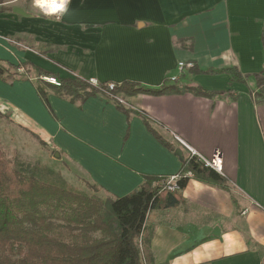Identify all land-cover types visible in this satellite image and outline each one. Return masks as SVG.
<instances>
[{
    "label": "crops",
    "instance_id": "0c3cea01",
    "mask_svg": "<svg viewBox=\"0 0 264 264\" xmlns=\"http://www.w3.org/2000/svg\"><path fill=\"white\" fill-rule=\"evenodd\" d=\"M25 12H0L3 62L148 88L176 76L170 84L217 94L117 95L171 148L106 94L82 101L45 89L46 105L33 70L0 77V122L36 134L70 184L82 175L111 198L138 190L145 176L177 174L188 153L176 154L175 135L207 158L219 152L226 188L190 178L178 205L148 214L152 264H264V99L227 74L177 69L184 61L264 76V0H70L58 15Z\"/></svg>",
    "mask_w": 264,
    "mask_h": 264
},
{
    "label": "trees",
    "instance_id": "16d2710c",
    "mask_svg": "<svg viewBox=\"0 0 264 264\" xmlns=\"http://www.w3.org/2000/svg\"><path fill=\"white\" fill-rule=\"evenodd\" d=\"M18 68H21V74L17 72ZM31 70L37 73L35 89L46 105L45 89L82 101L106 94L125 114L140 115L149 131L168 147L170 145L149 126L143 112L125 108L116 96L190 92L211 97L217 94L200 87L170 84L169 80L158 88L125 80L114 83V88L109 89L108 82L94 86L79 77L60 78L30 62L12 64L0 60V77L4 81L26 75ZM187 71L227 74L230 81L254 85V98L264 99L262 72L244 75L236 67L202 70L194 63ZM43 76L56 77L59 86L46 82ZM188 171L191 177L186 176ZM177 174V188L173 191L166 187V177L145 176L144 184L138 190L122 197L103 199L84 194L61 177L55 183L40 180L28 165L12 168L0 147V264H152V227L147 225L148 214L155 209L178 205L190 178L226 188L224 177L203 166L194 156L184 158Z\"/></svg>",
    "mask_w": 264,
    "mask_h": 264
},
{
    "label": "rangeland",
    "instance_id": "374dc122",
    "mask_svg": "<svg viewBox=\"0 0 264 264\" xmlns=\"http://www.w3.org/2000/svg\"><path fill=\"white\" fill-rule=\"evenodd\" d=\"M14 7L40 13L33 0H0V12L11 13ZM2 123L0 122V147L12 168L20 169L28 165L38 179L53 183L58 182L59 177L63 178L57 171L59 158L53 156L52 149L36 134L25 127L15 126L4 120ZM73 186L86 195L106 198L99 190H94V185L82 175H77V182Z\"/></svg>",
    "mask_w": 264,
    "mask_h": 264
},
{
    "label": "built area",
    "instance_id": "2783aa9c",
    "mask_svg": "<svg viewBox=\"0 0 264 264\" xmlns=\"http://www.w3.org/2000/svg\"><path fill=\"white\" fill-rule=\"evenodd\" d=\"M49 1L51 2V4L53 2H55L57 4L62 3V0H47L46 4H44L43 7L37 6L35 4L34 0H33V3H34V6L37 7L38 10H40L42 13L47 14V15H58L61 11H63V9L67 5V4H65V6L63 8H58L56 11H51V10L47 9V5H48ZM192 64H193L192 62L179 61L178 64H177L178 72L179 73L184 72L185 70L190 68L192 66ZM42 79L45 80L48 83H51V84L55 85V86H59V81L54 76H43ZM176 79H177L176 76H172L170 78V81L173 82ZM88 81L94 86H98L99 85V82L97 80H95V79H90ZM114 86H115L114 83H108V88L109 89H113ZM116 99L118 101V97L117 96H116ZM174 140L178 144L180 149L185 150L188 153V155L196 157L197 161L200 162L203 166L213 169L214 171H216L220 175L223 174V159H222V155L219 152H214L210 157L207 158V157L201 155L200 153H198L196 150H194L191 146H189L179 136L175 135L174 136ZM186 176L191 177L192 176L191 172L188 171L186 173ZM177 179H178V174H175L173 176L168 177L166 179V181H165L166 187L169 190H171V191L175 190L177 188V186H176Z\"/></svg>",
    "mask_w": 264,
    "mask_h": 264
},
{
    "label": "clouds",
    "instance_id": "9594fccd",
    "mask_svg": "<svg viewBox=\"0 0 264 264\" xmlns=\"http://www.w3.org/2000/svg\"><path fill=\"white\" fill-rule=\"evenodd\" d=\"M35 4L37 6L43 7L44 3L46 2V0H34ZM70 3V0H62V3L57 4L55 2H53L51 4V11H56L58 8H63L65 6V4Z\"/></svg>",
    "mask_w": 264,
    "mask_h": 264
},
{
    "label": "water",
    "instance_id": "95a60500",
    "mask_svg": "<svg viewBox=\"0 0 264 264\" xmlns=\"http://www.w3.org/2000/svg\"><path fill=\"white\" fill-rule=\"evenodd\" d=\"M12 11H13L14 13L18 14V15H21V16H28V14L25 12V10H24L23 8H21V7H14V8L12 9ZM176 154L180 155V154H181V149L178 148V149L176 150ZM55 157H56V158H59V155L56 154Z\"/></svg>",
    "mask_w": 264,
    "mask_h": 264
},
{
    "label": "bare ground",
    "instance_id": "6f19581e",
    "mask_svg": "<svg viewBox=\"0 0 264 264\" xmlns=\"http://www.w3.org/2000/svg\"><path fill=\"white\" fill-rule=\"evenodd\" d=\"M46 2H47V0H46ZM46 2H45L44 4H46ZM47 9H48V10L51 9V2H50V1L48 2Z\"/></svg>",
    "mask_w": 264,
    "mask_h": 264
}]
</instances>
